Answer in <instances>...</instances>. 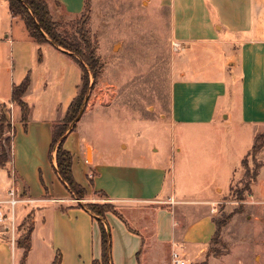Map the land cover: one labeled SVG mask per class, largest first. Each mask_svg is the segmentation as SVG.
<instances>
[{"label":"crops","instance_id":"crops-1","mask_svg":"<svg viewBox=\"0 0 264 264\" xmlns=\"http://www.w3.org/2000/svg\"><path fill=\"white\" fill-rule=\"evenodd\" d=\"M45 1L65 29L81 16L87 0ZM120 1L90 0L91 29L96 17L105 29L117 27L121 20L113 16L125 13ZM126 1L134 16L124 22L136 36L144 6L158 15L159 21L151 23L157 40L183 47L192 59L171 81L165 118L100 119L91 110L66 133L63 146L73 155L75 180L88 197L96 192L114 202L120 214L109 211L100 218L86 200L72 198L56 169V149L50 157L53 128L79 94L82 69L63 48L37 44L8 0H0V109L8 110L13 127V159L7 168L0 167V197L17 184L33 200L17 209L18 223L31 216L33 226L25 264H53L57 255L60 264H93L102 255L101 222L110 235L112 264H173L174 251L187 264H264L253 262L252 254L247 261L233 249L208 254L216 207L236 204L227 194L243 179L242 161L255 136L264 132V0ZM117 28L124 29L123 24ZM125 40L114 41L112 49L120 50ZM27 76L25 125L12 95ZM107 108L115 111L116 106ZM98 120L116 126L119 135L112 130L107 140L94 139L90 127ZM259 154L264 159V148ZM258 177L246 204L248 213L254 209L248 220L261 222L264 166ZM160 198L171 201L158 204ZM24 234L21 227L18 239ZM11 237L0 233V264H22L24 249L13 245Z\"/></svg>","mask_w":264,"mask_h":264},{"label":"rangeland","instance_id":"rangeland-1","mask_svg":"<svg viewBox=\"0 0 264 264\" xmlns=\"http://www.w3.org/2000/svg\"><path fill=\"white\" fill-rule=\"evenodd\" d=\"M121 1L119 5L122 3L124 8H121L125 13L116 14L113 17L116 21L121 20L117 24V27L123 24L124 29L117 27H113L111 30L105 29L101 26V21L98 17H96L91 29V31L93 30L92 34L98 39V54L102 57L104 67L95 84L94 78L91 75L89 86L84 92L81 112L95 111L97 113L96 116L100 119L102 117L117 118L121 115H126V117L131 118H145L148 120L165 118L170 111L171 81L173 78L176 79L178 74L185 69L186 61H189V57L192 59V54L189 53L190 51H183V47L178 45L174 47L162 45L161 41L157 40V38H160V35L156 34V30L151 26V23L159 21L157 19L158 15L151 14L144 6L141 12V29L136 31V36L135 31H132L125 24L126 21L133 19L134 7L126 8L125 6L129 2L126 0ZM75 23L76 21L72 26H65L66 28L63 29L69 36H73L75 33ZM122 36L126 38V44L120 50L118 48L113 50L112 43ZM110 55L111 59L109 60ZM83 90L84 82L81 83L79 94H82ZM109 104L116 106L115 111L107 108ZM96 124L92 128L90 127V134L99 142L104 139L107 140L112 130L116 136L119 135L116 126L113 129L105 127L99 120ZM72 125L73 123L70 124L69 129ZM5 133L7 136L13 134V132L8 130ZM169 136H171L170 133L168 134ZM148 137L152 140L151 135ZM259 155V152L257 155L250 152L247 157V165L251 170L255 169L257 165H262L260 168L261 172L264 166V159ZM88 159L89 161L92 160L91 148L88 151ZM172 162L174 166L175 157H173ZM242 170L244 172L243 179L235 182L231 186L229 194H227L229 198L231 197V199L237 200L236 204L229 203L225 208L226 204L220 203L216 207L218 213L215 218L219 219L222 216L230 214H232V217L222 229L220 243L214 244V247L223 253H228L232 249L234 252L238 250V255L241 258L243 257V259H247V261H250L249 256L251 255L249 254H252L251 259L253 262L262 263L264 262V252L261 250V243L263 242L264 244V238L262 237L264 235V221L261 220L260 222L259 220H254V218L249 221L247 218V215L251 214V212L253 214L254 212V209H252L248 213L249 208L247 209L248 204H246L250 196V190L245 191L242 194V198H238L237 190L243 189L245 184L243 183L246 174L245 165H242ZM10 173L14 175L11 169ZM74 200H86L84 203L100 218L102 217L97 212L98 209H102L105 214L107 213L105 210L117 211V206L114 202L96 192L93 196L88 197L86 195L83 199L74 196ZM170 201L171 199L160 198L157 203H169ZM236 214L238 215L232 221L233 216ZM259 217L260 219L264 217L263 210ZM30 225L31 216L22 225L20 224L18 228L23 227L25 231L24 235H26ZM4 232L6 231L0 227L1 235Z\"/></svg>","mask_w":264,"mask_h":264},{"label":"trees","instance_id":"trees-1","mask_svg":"<svg viewBox=\"0 0 264 264\" xmlns=\"http://www.w3.org/2000/svg\"><path fill=\"white\" fill-rule=\"evenodd\" d=\"M9 8L14 16H19L28 32L29 35L39 45L50 43L57 48H63L64 52L70 55L82 69V83L84 82V90L82 94H78L70 104L65 118L54 126L53 128V139L51 143L50 157L52 152L56 149V161L57 171L59 176L65 184L69 187L72 198L83 199L87 195V191L77 183L73 175V155L70 151L66 150L63 146L64 137L69 130L70 124L74 123L77 117L81 113L82 103L84 99L85 89L89 86L91 75L94 78V84L99 78L104 63L100 55L98 54L99 42L98 39L92 34L91 31V19H92V8L90 0L86 1L85 9L81 16L77 19L74 28L75 33L73 36H69L63 29L62 23L56 22L53 19L49 5L45 0H8ZM39 60H42V51L39 49L38 53ZM30 86V77L27 76L20 85L13 87L12 99L14 102L19 104L22 109V121L27 124L30 109L27 103L24 102L23 96L27 92ZM81 87V86H80ZM76 124L72 127L74 130ZM13 132L11 119L9 117L8 110L0 109V167L7 168L8 164L12 162V135H5V131ZM264 148V132L257 134L254 139V145L251 150L255 155L258 154ZM250 154V153H249ZM247 155L242 165L246 167V174L244 179L243 189H238V198H242V194L245 191L251 190V185L257 182L260 174L261 166H256L255 169L251 170L247 165ZM79 204V203H78ZM87 206V205H86ZM88 207V206H87ZM89 208V207H88ZM90 209V208H89ZM97 210V209H96ZM106 212H113L116 215L120 214L117 211L105 210ZM99 215L103 218L105 216L104 211L97 210ZM237 213V212H235ZM232 214L222 216V218H215L214 223L216 225V231L211 241V248L208 254L214 256H220L223 254L221 250L214 247V244L220 243V236L222 229L226 226ZM122 218V217H120ZM33 231L32 224L23 237L17 240V245L24 249L22 258V264H25L26 257L31 249V234ZM101 233H102V255L100 259L94 260L93 264H112L111 262V243L110 235L106 231L104 224L101 222ZM53 264H60V256L57 255Z\"/></svg>","mask_w":264,"mask_h":264},{"label":"built area","instance_id":"built-area-1","mask_svg":"<svg viewBox=\"0 0 264 264\" xmlns=\"http://www.w3.org/2000/svg\"><path fill=\"white\" fill-rule=\"evenodd\" d=\"M33 200L25 197L19 185H12L6 194L0 197V227L11 234V242L16 244L19 232L17 209L22 204H30ZM173 264H187L183 256L178 252L172 253Z\"/></svg>","mask_w":264,"mask_h":264},{"label":"water","instance_id":"water-1","mask_svg":"<svg viewBox=\"0 0 264 264\" xmlns=\"http://www.w3.org/2000/svg\"><path fill=\"white\" fill-rule=\"evenodd\" d=\"M82 114H83V111L80 113V115H79V116L77 117V119L74 121L73 125L76 124V123L79 121V119H80V117H81ZM73 125H72V127H73ZM72 127H71V128H72ZM22 193H24L23 188H22Z\"/></svg>","mask_w":264,"mask_h":264}]
</instances>
